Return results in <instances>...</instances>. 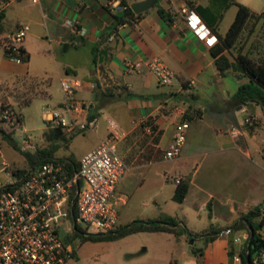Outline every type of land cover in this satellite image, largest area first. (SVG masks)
Returning a JSON list of instances; mask_svg holds the SVG:
<instances>
[{
    "label": "crops",
    "instance_id": "crops-1",
    "mask_svg": "<svg viewBox=\"0 0 264 264\" xmlns=\"http://www.w3.org/2000/svg\"><path fill=\"white\" fill-rule=\"evenodd\" d=\"M133 1L137 0H127L129 4ZM237 1L257 12L264 10V0ZM154 3L133 23H116L112 15L116 10L110 0H6L0 9L4 11L0 38L15 30L20 22L27 23L29 29L21 45L29 58L23 64L13 60L0 45L1 96L10 97L3 86L32 78L34 73L28 70L32 50L40 53L44 61L54 59L60 78H77L79 86L94 90L96 100L83 98L94 103L92 113L106 111V117L114 118L125 132L117 142L121 156L129 164L115 189L117 224L120 209L131 199L135 188L146 184L152 189L142 204L150 207L134 219L171 215L186 227V232L179 235L149 231L158 233L161 264H215L212 262L215 257L216 264H227L229 239L225 233L230 230L227 226L264 199L261 154L264 119L257 110L258 103L234 100L233 95L246 78L233 68L224 72L216 68L212 53L216 43L205 45L187 27L178 8L188 4L212 29L224 33L227 29L221 28V22L227 14L230 25L237 6L229 0ZM159 8L164 9L168 18ZM66 19L83 26L85 33L76 32L66 24ZM156 56L174 73L170 84L159 82L156 74L145 66L137 71L124 67L125 59ZM45 74L41 78H46ZM177 107H184L185 113L181 114ZM249 113L256 116L254 123L244 122ZM184 115L189 117L186 116L188 127L181 151L175 158H166L164 150L172 140L174 125ZM231 125L240 127L239 136L229 134ZM147 126L154 132L149 133ZM100 129L99 125L94 130L98 140L92 147L108 135L107 125L102 133ZM163 161L172 162L171 166L161 164ZM172 168L175 173L171 175ZM183 177L189 178V186L179 202L172 195L176 182ZM170 178L174 184L167 182ZM154 184L157 186L153 187ZM210 226L222 231L212 240L202 241L197 247L202 252L195 253L194 239L189 241L187 234L199 233L192 237L200 239ZM240 231L245 230L236 231L233 239ZM261 232L264 235L263 228ZM244 240L243 236L234 240L232 264H241L237 252ZM148 248L146 245L143 251Z\"/></svg>",
    "mask_w": 264,
    "mask_h": 264
},
{
    "label": "built area",
    "instance_id": "built-area-1",
    "mask_svg": "<svg viewBox=\"0 0 264 264\" xmlns=\"http://www.w3.org/2000/svg\"><path fill=\"white\" fill-rule=\"evenodd\" d=\"M5 4L6 0H0V9ZM110 4L116 11L124 7L120 0H110ZM178 12L187 27L205 45L212 46L218 41L216 32L193 7L184 4L178 8ZM65 22L81 35L86 31L83 26H77L74 20L66 19ZM28 29L27 23L20 22L15 30L6 34L4 47L8 49L11 59L21 60L19 46ZM123 63L130 71L140 70L144 66L149 68L162 84H170L174 79V73L159 56L125 59ZM80 84L77 78H61L63 99L57 106L46 107L43 111L44 120L51 126L59 125L67 132L98 129V115L91 111L94 103L75 95ZM176 109L181 114L185 113L184 107ZM0 118L5 131L10 132L20 124L18 112L10 105L0 103ZM255 120L256 116L250 113L244 118L245 123H254ZM106 122L108 135L80 156L74 171L66 159L50 157L20 172L2 155L0 149V264H66L74 257L75 251L72 241L60 235L61 224L68 218L74 222V229L69 233L84 229L77 225L79 221L86 224L89 230L86 232H106L117 226L115 189L129 164L117 150V142L125 132L114 118L107 116ZM187 127V119L175 123L173 137L164 150V157L175 158L179 155ZM146 130L154 132L151 126H147ZM228 132L232 137H237L241 129L231 125ZM22 148L35 149V145L23 138ZM261 154L264 157V143ZM79 177L83 180L81 186L78 184ZM72 207L74 213L69 215ZM247 234L246 230L240 231L234 240L242 236L245 239ZM253 261L264 264V249Z\"/></svg>",
    "mask_w": 264,
    "mask_h": 264
},
{
    "label": "rangeland",
    "instance_id": "rangeland-1",
    "mask_svg": "<svg viewBox=\"0 0 264 264\" xmlns=\"http://www.w3.org/2000/svg\"><path fill=\"white\" fill-rule=\"evenodd\" d=\"M160 2L161 0L157 1V3ZM228 25V15L226 14L221 22V28L227 29ZM240 44L243 47V51L248 53L249 56L258 61H264V20H261L257 24L255 31L251 34H249L246 29L243 30L237 42V45ZM44 59L45 58L42 57L40 53H36L35 50H32L31 63L28 69L34 73L31 76L32 78H26L12 86H3L10 97H7V95L1 96L3 92L0 88V103L10 105L20 116V124L10 131L13 142H15L14 144L18 147L0 131V149L2 155L14 167L27 169L29 164L22 150H35L23 149V138L30 140V142L35 145V148L58 143L59 145L56 149L50 150L51 156L55 158L71 157L76 161L79 160L82 153L92 147L98 140L97 134L92 129L77 131L67 144L62 139L52 140L45 136V132L50 124L44 120L43 111L46 107L57 106L58 102L63 99V93L61 90V78L58 76L54 59L50 58L46 61H44ZM19 62L23 64L24 60H19ZM43 74H45L46 78H41ZM243 78L246 77L243 76ZM29 95V101L23 102ZM75 95L77 98L81 99L89 98L96 100V93L94 90L85 85L79 86L76 89ZM257 110L264 119V108L259 104ZM105 117L106 111L98 114L101 133L104 131L105 125H107ZM117 150L120 153L118 147ZM171 163L170 161H163L161 164L171 166ZM162 173L164 175V172ZM174 173V169L172 168L170 174L172 175ZM167 182L174 184L173 178H170ZM152 186H157V184ZM148 189L146 184L135 188L131 199L120 209L118 218V223L120 225L131 221L140 213L148 210L150 205L145 206L142 204L143 201L147 200L152 187ZM77 225L83 227L84 232L89 231L84 222L79 221ZM60 228L61 237L70 239L75 245L76 257L82 261V264H161L162 260L157 251L159 240L156 234L158 233L138 231L115 239L91 240L83 238L81 235L83 234L82 232L75 231L69 233L71 229H74V222L70 218L65 220ZM225 234L230 241L228 245L231 242L232 244L235 243L234 239L231 240L234 234L230 232H226ZM191 240H193V237L189 238V241ZM202 241L207 242L203 237H200V239L194 238L192 247L199 248ZM146 245H149V248L147 251H143ZM234 255L230 256L228 254L227 264L233 263ZM213 259L212 262L216 264L217 258L215 257ZM195 264L199 263L196 262Z\"/></svg>",
    "mask_w": 264,
    "mask_h": 264
},
{
    "label": "trees",
    "instance_id": "trees-1",
    "mask_svg": "<svg viewBox=\"0 0 264 264\" xmlns=\"http://www.w3.org/2000/svg\"><path fill=\"white\" fill-rule=\"evenodd\" d=\"M121 4L124 6L120 11H113L112 15L114 17V22L133 23L138 18L141 17L143 11L134 12L127 0H120ZM157 2V1H156ZM155 2V3H156ZM229 2L234 3L237 6L236 14L230 23L229 27L224 33L218 32L214 27V31L218 36V41L212 48V53L214 55V64L220 72H224L230 68L235 69L238 74L245 76L246 80L239 84L235 94L233 95L234 100L237 103H245L248 101H254L260 104L264 108V61L255 60L248 53L243 51V47L237 45L243 30H247L249 34L255 31L257 24L264 20V10L257 12L250 9L245 4L238 2L237 0H229ZM154 3V4H155ZM196 9L199 11V8ZM160 13L168 18L167 13L164 9L159 8ZM200 12V11H199ZM4 11L0 10V32L2 31ZM7 37L4 36L0 38V45L3 46L4 53L8 56L9 51L4 47ZM226 49L227 52L223 50ZM20 59L28 60L29 54L25 51L22 45L19 46ZM94 61H97V55L94 54ZM30 95L25 98L23 102L29 101ZM22 102V103H23ZM183 119H187V115H184ZM187 116V117H186ZM1 123V118H0ZM0 131L3 132L4 136L7 137L12 143L13 138L11 132L5 131L0 125ZM76 134V132H67L61 126H49L45 132V136L48 139H62L66 144L69 140ZM18 147L16 144H14ZM58 143H52L50 146L37 147L35 150H22L25 155L29 165L37 164L47 158L52 157L50 150L56 149ZM20 148V147H19ZM60 159H66L67 164L70 169L74 171L77 169L78 161L71 157H62ZM20 172H25L26 168L17 167ZM78 184L82 185V179L78 178ZM189 178L183 177L176 182V186L172 197L181 202L188 190ZM74 192L71 197H73ZM71 205V201H70ZM74 213V207L69 211V215ZM77 226V225H76ZM78 227V226H77ZM230 227L228 232L234 234L239 230H246L247 237L244 240L243 246L239 249L238 256L240 258L241 264H255L253 259L264 249V235H262L261 229L264 227V199L258 204L252 206L247 211L240 214V219L235 222V224ZM83 234L82 237L91 240L99 239H115L122 237L124 235L138 232V231H168L174 234H182L186 232V227L184 225H179L177 219L171 215H162L155 219H134L127 224H117V226L109 231L98 233V232H84L80 230ZM207 231H216L215 233L209 234ZM220 231L221 228H215L210 226L200 237L205 238L206 241L212 240ZM192 235L197 236L199 233L187 234L190 238ZM194 239V238H193ZM233 240V238L231 239ZM230 242V241H229ZM234 244V243H233ZM232 242L229 244L228 254L232 256L234 254V245ZM195 253L198 252L196 247H193ZM74 257H76L74 251Z\"/></svg>",
    "mask_w": 264,
    "mask_h": 264
},
{
    "label": "water",
    "instance_id": "water-1",
    "mask_svg": "<svg viewBox=\"0 0 264 264\" xmlns=\"http://www.w3.org/2000/svg\"><path fill=\"white\" fill-rule=\"evenodd\" d=\"M155 1L156 0H137V1L131 2L130 7L134 12L137 13V12L143 11L147 9L148 7H150ZM101 52L104 53L105 50L102 49ZM98 233H102V232H98Z\"/></svg>",
    "mask_w": 264,
    "mask_h": 264
},
{
    "label": "flooded vegetation",
    "instance_id": "flooded-vegetation-1",
    "mask_svg": "<svg viewBox=\"0 0 264 264\" xmlns=\"http://www.w3.org/2000/svg\"><path fill=\"white\" fill-rule=\"evenodd\" d=\"M66 264H82V261L77 257H73L67 260Z\"/></svg>",
    "mask_w": 264,
    "mask_h": 264
}]
</instances>
